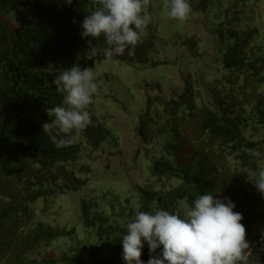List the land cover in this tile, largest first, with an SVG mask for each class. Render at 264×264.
I'll return each mask as SVG.
<instances>
[{"label": "trees", "instance_id": "1", "mask_svg": "<svg viewBox=\"0 0 264 264\" xmlns=\"http://www.w3.org/2000/svg\"><path fill=\"white\" fill-rule=\"evenodd\" d=\"M238 3L227 21L230 43L222 55L231 85L206 97L188 95L187 87L171 95L161 109L158 131L164 154L150 168L157 186L131 187L123 199L126 218L118 225L92 229L82 204L80 233L36 223L31 205L77 192L87 182L79 177L90 172L81 164V142L57 148L42 123L51 119L45 109L63 106V95L52 83L57 68L93 67L108 60L103 53L84 57L88 45L105 46L103 36L80 35L93 0L70 5L65 0H0V264H125L120 239L138 211L164 209L182 218L178 202L189 209L200 194L214 189H222L214 196L229 198L242 214L246 239L253 243L251 259L264 264V196L239 172L264 167V160L243 151L264 153V0ZM195 40L200 41L196 35L190 38ZM151 51L144 36L134 56L125 52L112 60L145 66ZM150 121L145 114L136 129L144 143L151 138ZM148 259L145 243L141 260L147 264Z\"/></svg>", "mask_w": 264, "mask_h": 264}, {"label": "rangeland", "instance_id": "2", "mask_svg": "<svg viewBox=\"0 0 264 264\" xmlns=\"http://www.w3.org/2000/svg\"><path fill=\"white\" fill-rule=\"evenodd\" d=\"M201 1L189 0L192 12L188 20L178 21L167 16L165 0H150L147 11L152 19L145 34L152 43L148 64L127 65L108 59L93 66L98 87L88 109L93 125L74 133L82 144L81 164L90 168L87 176L79 175L87 182L77 192L31 205L36 223L74 227L81 233V205L85 203L92 229L118 225L126 218L123 199L132 192L131 187L157 186L150 168L164 154L158 134L163 104L185 87L188 95L206 97L231 85L227 82L231 72L223 68L222 55L230 43L227 21L238 0H203L204 9ZM194 35L200 41L191 42ZM145 114L152 120L147 126L148 143L136 132ZM178 208L186 218L183 201Z\"/></svg>", "mask_w": 264, "mask_h": 264}, {"label": "clouds", "instance_id": "3", "mask_svg": "<svg viewBox=\"0 0 264 264\" xmlns=\"http://www.w3.org/2000/svg\"><path fill=\"white\" fill-rule=\"evenodd\" d=\"M65 3L70 5L72 0ZM149 4L150 0H93V10L80 24V35L86 39L103 36L105 46L88 45L84 57L91 60L103 53L111 60L125 52L134 56L151 23ZM165 7L169 9L167 16L178 21H187L192 12L189 0H165ZM95 80L91 66L81 68L77 63L57 68L52 83L63 95V106L45 109L51 119L42 123L43 132L57 148L70 146L76 141L75 132L83 133L93 125L88 109L98 91ZM243 151L253 159L264 160V153L255 148L245 147ZM239 172L264 196V167ZM221 190L200 194L187 210L186 218L164 209L138 211L120 239L125 264H144L141 255L145 243L147 264H256L251 259L253 243L246 239L242 214L233 210L235 204L229 198L214 196ZM260 250H264V235Z\"/></svg>", "mask_w": 264, "mask_h": 264}]
</instances>
